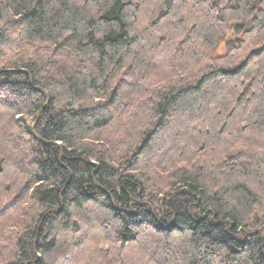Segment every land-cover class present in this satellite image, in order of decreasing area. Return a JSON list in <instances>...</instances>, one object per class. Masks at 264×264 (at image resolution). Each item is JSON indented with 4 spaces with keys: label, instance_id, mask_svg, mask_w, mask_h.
Segmentation results:
<instances>
[{
    "label": "trees",
    "instance_id": "obj_1",
    "mask_svg": "<svg viewBox=\"0 0 264 264\" xmlns=\"http://www.w3.org/2000/svg\"><path fill=\"white\" fill-rule=\"evenodd\" d=\"M0 264H264V0H0Z\"/></svg>",
    "mask_w": 264,
    "mask_h": 264
},
{
    "label": "rangeland",
    "instance_id": "obj_2",
    "mask_svg": "<svg viewBox=\"0 0 264 264\" xmlns=\"http://www.w3.org/2000/svg\"><path fill=\"white\" fill-rule=\"evenodd\" d=\"M28 122H30V119H27Z\"/></svg>",
    "mask_w": 264,
    "mask_h": 264
}]
</instances>
